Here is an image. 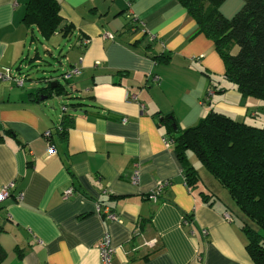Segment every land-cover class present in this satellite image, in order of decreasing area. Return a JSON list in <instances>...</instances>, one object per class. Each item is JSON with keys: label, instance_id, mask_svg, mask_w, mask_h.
<instances>
[{"label": "crops", "instance_id": "1", "mask_svg": "<svg viewBox=\"0 0 264 264\" xmlns=\"http://www.w3.org/2000/svg\"><path fill=\"white\" fill-rule=\"evenodd\" d=\"M26 1L0 0V71L21 72L39 59L22 21ZM243 2L223 0L218 9L230 18ZM60 7L61 26L72 27L66 67L80 68L67 83L70 95L41 100L38 81H0V189L14 183L0 202L1 264H100L105 234L114 264H254L223 197L215 193L209 205L198 193L212 191L208 185L186 186L160 120L170 114L184 130L217 110L264 128V100L225 80L214 43L197 34L177 0H60ZM60 37L50 38L53 46ZM160 55L169 58L154 60ZM190 161L198 163L193 154ZM159 181L169 184L153 202L147 196ZM69 188L74 194L63 199Z\"/></svg>", "mask_w": 264, "mask_h": 264}, {"label": "trees", "instance_id": "2", "mask_svg": "<svg viewBox=\"0 0 264 264\" xmlns=\"http://www.w3.org/2000/svg\"><path fill=\"white\" fill-rule=\"evenodd\" d=\"M221 1L177 0L195 21L197 34H204L214 43L224 64L225 80L242 96L264 100V0H243L230 18L220 13ZM60 10V0L26 1L22 21L30 29L32 41L38 40L33 28L47 41L55 34L71 37L72 27L61 26ZM234 44L238 49L232 54ZM168 58L160 55L154 60L165 62ZM50 78L53 77L36 80L44 96L70 95L68 87L62 86L58 78L56 81ZM52 84L56 86L51 88ZM63 107L62 112H68L69 105ZM160 123L165 125L166 138L174 145L186 186L191 189L201 186L198 170L190 161L193 154L229 193L235 208H229L227 214L239 220L251 260L264 264V128L235 121L217 110H211L193 127L184 130L176 127V132L175 119L170 114L163 115ZM58 128L63 129L61 134L66 131L63 126ZM198 193L209 205L218 201L208 189H200ZM5 257L0 245V264Z\"/></svg>", "mask_w": 264, "mask_h": 264}, {"label": "rangeland", "instance_id": "3", "mask_svg": "<svg viewBox=\"0 0 264 264\" xmlns=\"http://www.w3.org/2000/svg\"><path fill=\"white\" fill-rule=\"evenodd\" d=\"M34 35L38 38V40L35 39V41H31L29 36V42L33 45V49L31 52V56H34L37 54L39 56V59H33L32 65L28 68V65H24L23 69H21V75L25 76V87L30 85L32 81H36L38 79H41L43 77H53L58 78L57 80L59 83L69 88V84L66 83L63 79L60 78V76L67 70L66 66L68 65V53L73 50L71 48V45H73L72 40H69L68 38L62 39V41H59V45H52V43H57V39L52 40H45L33 28ZM37 49V53L35 48ZM234 49L232 48V54H235L237 52V46L234 44ZM49 50L50 55L47 54L46 50ZM71 49V50H70ZM25 68V69H24ZM38 78V79H37ZM72 81V80H71ZM70 81V82H71ZM63 101H69L64 99ZM72 102V101H69ZM196 169L198 170L199 174V185L206 184L210 187V189L216 193L219 198L223 197V201L226 203L228 208H235L234 202L232 201L229 193L227 190L214 178V176L199 162L196 163Z\"/></svg>", "mask_w": 264, "mask_h": 264}, {"label": "built area", "instance_id": "4", "mask_svg": "<svg viewBox=\"0 0 264 264\" xmlns=\"http://www.w3.org/2000/svg\"><path fill=\"white\" fill-rule=\"evenodd\" d=\"M103 38L104 39H110L112 40L114 38V36L110 33H104L103 34ZM88 39L86 38H80L79 40V45L80 47H86V45L88 44ZM80 74V68L78 66H72L71 68L67 69L61 76L60 78L70 82L72 80V78L77 77ZM26 77L21 75V72L18 71H12L9 68L3 69L2 71H0V81H9L11 83H13L15 86L17 87H22L24 82H25ZM50 81H56L55 78H50L48 79ZM154 80L156 82H159V78L155 77ZM130 99L135 100L136 96L133 94H131L129 96ZM62 111H65V108L62 107ZM57 131L59 133H61L63 131L62 128H58ZM44 137L45 138H49L51 135V131H45L44 132ZM164 143L169 145L170 141L164 137ZM53 150V146H50V151ZM139 181V168H138V164H134L133 165V170L131 173V177H130V182L132 184H137ZM169 182H165V181H159L153 192H151L147 198L153 202H157L158 198L162 195L164 189L168 186ZM12 188H14V183L13 182H9L5 185H3L0 189V202L2 200H4L9 193V190H11ZM74 194V191L72 188L66 189L63 191L62 193V197L63 199H68L70 198L72 195ZM98 211L101 212V208L98 207ZM102 213L105 214L106 218L109 220H114L116 219L115 215L112 213H109L107 209L102 210ZM225 217L227 219H230L228 214H225ZM98 252H99V259H100V264H114L113 263V255L115 253V249L114 247H112V245L110 244V239L109 236L107 234H105L101 240L100 243L98 244Z\"/></svg>", "mask_w": 264, "mask_h": 264}, {"label": "water", "instance_id": "5", "mask_svg": "<svg viewBox=\"0 0 264 264\" xmlns=\"http://www.w3.org/2000/svg\"><path fill=\"white\" fill-rule=\"evenodd\" d=\"M55 86H56L55 84H52V85H51V88H53V87H55ZM44 99H46V96H42V97H41V100H44ZM173 127H174V131L176 132V131H177L176 125L173 124Z\"/></svg>", "mask_w": 264, "mask_h": 264}]
</instances>
